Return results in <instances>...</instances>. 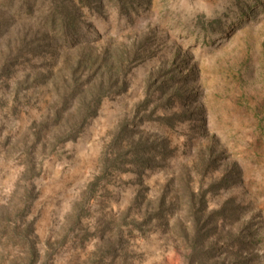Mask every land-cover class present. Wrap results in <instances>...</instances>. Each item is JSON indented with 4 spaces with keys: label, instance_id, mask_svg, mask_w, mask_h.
<instances>
[{
    "label": "rangeland",
    "instance_id": "374dc122",
    "mask_svg": "<svg viewBox=\"0 0 264 264\" xmlns=\"http://www.w3.org/2000/svg\"><path fill=\"white\" fill-rule=\"evenodd\" d=\"M58 1L0 0V264H264V0Z\"/></svg>",
    "mask_w": 264,
    "mask_h": 264
},
{
    "label": "trees",
    "instance_id": "16d2710c",
    "mask_svg": "<svg viewBox=\"0 0 264 264\" xmlns=\"http://www.w3.org/2000/svg\"><path fill=\"white\" fill-rule=\"evenodd\" d=\"M59 2V1H58ZM57 0H49V6L55 10V12H66L67 18H64V16L61 18L64 34H74L76 33V25L74 24L76 20V14L69 11L66 7L63 6V4L58 3ZM51 12H53L51 10ZM70 15V16H69ZM60 16V15H59ZM71 17V18H70ZM51 23H54L53 20H51ZM69 46V44H68ZM140 48V47H139ZM137 52V50H136ZM131 58L135 57V49L131 48L128 52L125 54L121 53L119 58L115 60L114 65L111 66V76L108 78H104L102 80H99L95 83L94 86L90 87L86 92L81 89L80 85H78L77 82H74L71 84L72 89L69 91L68 96L72 95L74 98L78 99V111L71 115V117L66 120L67 131L60 135L61 139L66 140L69 138H73L77 127L79 124L84 122L87 117L91 116L95 112L96 105L98 104V101L101 96L105 95L107 91L114 90L113 85L115 83H118L120 81V86L123 84L122 74L125 73L124 66L127 62V55ZM124 70V73L121 74V72ZM67 97V96H65ZM64 98V97H63ZM62 98V99H63ZM63 108L66 107L67 103H64L63 100L61 101ZM59 116V114H57Z\"/></svg>",
    "mask_w": 264,
    "mask_h": 264
}]
</instances>
